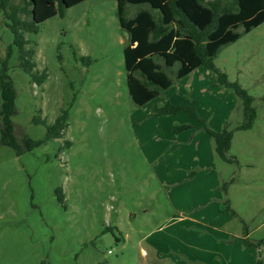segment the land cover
<instances>
[{
	"label": "rangeland",
	"instance_id": "rangeland-1",
	"mask_svg": "<svg viewBox=\"0 0 264 264\" xmlns=\"http://www.w3.org/2000/svg\"><path fill=\"white\" fill-rule=\"evenodd\" d=\"M140 9L149 6L127 4L126 16ZM15 10L30 20L24 0H0V59ZM24 38L47 79L33 84L15 53L9 60L20 154L1 143L0 128V264H264V22L213 59L252 98L247 130L236 129L244 117L234 90L206 67L181 79L178 65L163 67L170 88L134 104L116 0H85ZM167 102H193L199 118L151 115ZM63 112L59 138L25 147ZM204 127L232 132L230 162Z\"/></svg>",
	"mask_w": 264,
	"mask_h": 264
},
{
	"label": "trees",
	"instance_id": "trees-1",
	"mask_svg": "<svg viewBox=\"0 0 264 264\" xmlns=\"http://www.w3.org/2000/svg\"><path fill=\"white\" fill-rule=\"evenodd\" d=\"M84 1L24 0V6L29 8L27 12L30 16V20L26 21L19 19L17 10L14 11L17 19L13 20L10 27L14 39L7 48L5 57L0 59V128L1 143L12 148L17 155L20 154V147L12 136L11 120L15 115L16 91L6 74L9 60L15 53L17 65L30 77L31 82L42 85L47 79V74L45 71H35V51L26 47L28 42L24 33H37L39 24L57 14L63 15L65 9ZM127 4H146L149 9H140L133 17L128 18L125 13ZM116 15L120 28L126 34L122 54L127 73V90L134 104L144 106L159 96L160 90L170 88L172 82L163 67L173 68L178 65L175 71L178 79L199 67H206L217 72L218 84L232 88L241 102L244 123L236 129L247 130L252 127L255 119L252 98L237 83L228 82L226 75L214 67L213 59L222 47L235 42L241 34L250 32L264 22V0H233V6L223 7L220 6L219 0L206 4L203 0H116ZM240 28L242 32H236ZM80 60L84 61L85 58ZM182 112L199 118L193 102L189 106L167 102L162 107H154L151 115L157 117ZM66 119V112H63L52 125L47 126L44 138L37 141L27 139L25 147L31 149L49 139L59 138L67 127ZM37 122L45 123L40 119ZM175 129L181 131L186 127L179 126ZM204 130L214 142L216 155L230 162L226 154L230 149L232 132L227 129L217 132L208 127H204ZM58 196L62 201L60 191Z\"/></svg>",
	"mask_w": 264,
	"mask_h": 264
}]
</instances>
